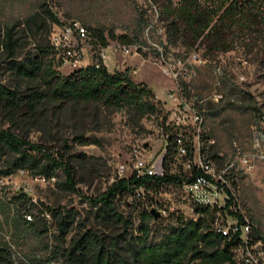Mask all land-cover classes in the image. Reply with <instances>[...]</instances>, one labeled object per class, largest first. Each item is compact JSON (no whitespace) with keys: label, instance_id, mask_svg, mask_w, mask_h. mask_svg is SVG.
Instances as JSON below:
<instances>
[{"label":"rangeland","instance_id":"rangeland-1","mask_svg":"<svg viewBox=\"0 0 264 264\" xmlns=\"http://www.w3.org/2000/svg\"><path fill=\"white\" fill-rule=\"evenodd\" d=\"M44 4L63 24L77 20L92 33L101 32L108 44L106 63L101 64L111 73L128 71L136 84L151 88L162 111L160 116L139 119L135 113L100 104L77 106L47 101L32 119L22 116L12 120L0 109V130L43 144L59 156L63 154L59 162L73 155L84 156L74 162L78 169L77 193L58 186L65 180L62 169L56 171L53 180L45 182L28 171L0 179V264H63L52 257L54 251L60 255L67 245L59 242L56 220L47 212L49 208L73 209L86 229L109 239L123 233L121 226L102 224L95 217L98 202L115 182L157 166L168 154L167 135L176 131L186 138L191 154L181 157L173 146L167 159L169 176H191L200 144L203 154L225 172L252 228H258L264 236V143H256V132L264 130V41H237L233 50L205 57L204 49L189 52L180 46L164 48L165 30L158 23V9L150 7L149 0H0V40L11 30L18 60L49 45L55 27L42 10ZM139 19L148 23L140 36L144 48L125 56L124 45L116 37L132 36ZM144 53L148 56L144 57ZM98 55L99 50L87 40L79 42L77 57L66 61L54 50L49 59L58 74L68 76L95 65ZM8 62L3 49L0 84L22 90L38 87L36 82L19 80L8 69ZM181 82L185 83V92L179 89ZM180 96L203 115L200 139L194 117L180 111ZM77 136L97 139L99 145H81L75 141ZM176 183L143 188L141 197L136 198L117 193L119 211L132 221L130 234L138 235L144 211L160 205L166 209L167 217L151 223L150 239L154 241L176 224L178 216L199 217ZM26 220L35 222L40 234L31 230ZM227 220L234 218L217 215L215 219L221 224ZM79 231L74 226L69 240Z\"/></svg>","mask_w":264,"mask_h":264},{"label":"trees","instance_id":"trees-1","mask_svg":"<svg viewBox=\"0 0 264 264\" xmlns=\"http://www.w3.org/2000/svg\"><path fill=\"white\" fill-rule=\"evenodd\" d=\"M158 9V23L163 24L168 46L183 47L187 51L205 50V57L227 53L234 49L235 43L264 41V0H149ZM42 10L54 26H64L57 14L46 4ZM77 21V20H75ZM148 23L139 19L137 30L132 36L116 37L123 45L138 46L142 52L144 44L140 36ZM85 27V26H84ZM86 28V27H85ZM90 33L93 48L108 46L103 34ZM0 40V51L7 53L8 69L19 80L36 82L38 87L22 90L8 88L0 84V109L9 114L12 120L32 119L38 107L47 101L60 105L100 104L115 110L135 113L139 119L147 116H160L162 107L151 88L136 84L128 71L111 73L101 63L75 70L68 76H61L54 69L49 56L54 52L51 43L40 46L32 56L22 60L16 57V41L11 30H7ZM1 37V35H0ZM157 56L160 51L156 49ZM144 57L148 55L143 54ZM185 83H179L181 92H185ZM183 90V91H182ZM75 141L81 145H99L97 139L77 136ZM174 146L173 134L170 135L168 154ZM65 149L69 145L65 142ZM55 152L43 144H34L10 131L0 130V179L7 178L18 171H28L39 177L53 178L58 169H62L65 180L58 184L60 189L70 193L78 192V169L74 162L83 155L67 157ZM184 178L174 175L165 178L138 176L123 178L113 184L99 206L95 217L105 225H117L123 233L109 239L97 231L86 229L77 220L73 209L63 211L61 208H49L48 213L56 220L60 244L67 245L53 252V258L62 260L63 264H237L234 251L239 247L238 235L225 238L215 228V219L221 211L218 208H196L197 219L177 217L176 224L170 225L159 241L150 239L151 223L155 220L151 211H144L138 235L129 233L132 221L123 215L117 206V193L130 194L140 188H155L168 182H182ZM190 181L191 178L186 179ZM231 192L230 190H228ZM136 198V197H135ZM22 199L32 204L28 197ZM28 213L31 210H27ZM233 216H239L232 213ZM240 218V216H239ZM30 229L40 234L39 227L33 221H27ZM253 225V224H251ZM79 233L69 237L74 229ZM47 231V230H46ZM251 243L261 242L264 236L258 228H252Z\"/></svg>","mask_w":264,"mask_h":264},{"label":"built area","instance_id":"built-area-1","mask_svg":"<svg viewBox=\"0 0 264 264\" xmlns=\"http://www.w3.org/2000/svg\"><path fill=\"white\" fill-rule=\"evenodd\" d=\"M54 27L55 29L51 33L50 43L55 51L63 55L66 61L78 56L79 42L91 41L90 33L79 21L74 20L64 26ZM98 50L99 55L96 64H105L107 60L106 49L99 48ZM122 51L125 56H129L132 52H139V47L124 45L122 46ZM174 77L177 78L176 75ZM178 102L181 113H190L194 117L198 132L197 137L200 139L201 127L203 125L202 113L196 106L181 96L178 97ZM169 138L170 135H167L168 145ZM173 140L174 147L179 156L187 157L191 154L189 143L182 133L176 131L173 134ZM256 143H264V130H258L256 132ZM197 152L198 160L194 164L191 176L184 178L182 182H177L176 184L181 187L183 194L196 208H218L221 210L218 213L219 216L224 215L227 219L229 217L234 218L233 221L227 220L225 224L216 221L214 228L225 238H232L238 235L240 245L234 251V258L237 264H264V246L261 242L251 243V222L245 216L238 197L231 190V185L226 178L225 172L219 170L215 162L203 154L200 144ZM166 155L167 152L160 159L157 166L146 170L143 174L137 173V175H148L160 179L168 176ZM189 178L191 180L187 181L186 179ZM40 179L45 182L51 179L53 180L54 178L40 177ZM141 191L142 188L137 189L135 191V197H141ZM154 209L160 213V220L167 217V211L163 206L160 205V208L156 206ZM232 213L239 215L240 218L239 216H233Z\"/></svg>","mask_w":264,"mask_h":264},{"label":"water","instance_id":"water-1","mask_svg":"<svg viewBox=\"0 0 264 264\" xmlns=\"http://www.w3.org/2000/svg\"><path fill=\"white\" fill-rule=\"evenodd\" d=\"M151 215L155 218L156 221L161 217L160 213L155 209L151 210Z\"/></svg>","mask_w":264,"mask_h":264}]
</instances>
